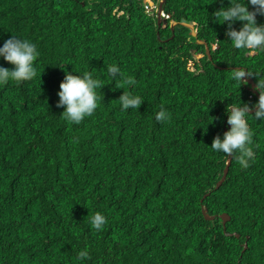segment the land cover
I'll use <instances>...</instances> for the list:
<instances>
[{
	"label": "trees",
	"instance_id": "trees-1",
	"mask_svg": "<svg viewBox=\"0 0 264 264\" xmlns=\"http://www.w3.org/2000/svg\"><path fill=\"white\" fill-rule=\"evenodd\" d=\"M206 2L165 0L170 17L158 26L144 0H0V45L12 33L32 40L42 71L0 85V264H264V121L249 118L250 166L234 154L217 189L228 157L210 148L238 100L232 73L264 74V52L234 49L208 19L219 3ZM182 22H195L197 37ZM73 68L105 83L79 125L56 106ZM127 78L144 100L122 112ZM250 87L240 85L242 102L258 98ZM161 108L170 119L157 122ZM207 111L219 119L204 128ZM97 212L107 218L99 231L90 225Z\"/></svg>",
	"mask_w": 264,
	"mask_h": 264
},
{
	"label": "clouds",
	"instance_id": "clouds-1",
	"mask_svg": "<svg viewBox=\"0 0 264 264\" xmlns=\"http://www.w3.org/2000/svg\"><path fill=\"white\" fill-rule=\"evenodd\" d=\"M161 1L159 0L158 5H154L152 0H144V2H150L149 10H156V14ZM214 2L219 3L220 7L214 9L211 14L208 13V19L211 15L217 23L224 25L225 40L230 42L236 50H247L252 53L264 52V22L257 21L258 16L264 17V0H227L226 3L225 0H207L206 3ZM164 3L165 0L162 4L161 18L166 21L170 15L165 12ZM39 56L40 51L35 42L12 33L0 45V58L12 66L11 68L0 66V85H7L9 82L32 81L37 76L40 79L42 71L38 72L36 66ZM63 64L57 65L63 67ZM106 71L113 81L121 75L119 66L115 64L107 66ZM74 72L76 74L65 71L59 83L56 106L63 108L61 114L66 121L79 125L98 109L100 96L97 90H100L105 83L102 82V73L98 76L90 69L88 71L74 70ZM244 77H253L255 80L254 90L258 91V98L254 102H242L239 97L240 85L247 83V80L242 79ZM232 79L238 84V100H232L224 108L226 123L230 127L222 135L217 134L213 137L210 148L213 152L223 154L225 157L238 154L237 159L240 166L248 168L255 158L253 132L249 118L264 121V74L238 69L232 73ZM124 84L128 85L130 90L123 91L120 95L118 99L120 109L122 112L129 109L137 110L144 98L131 90L136 81L133 78H127ZM116 87L123 88L117 85ZM207 115L210 120L203 126L204 128L219 119L210 116L208 111ZM154 119L157 122L167 121L170 119V114L166 109L161 108L156 112ZM106 222V216L99 212L90 218L91 227L97 231L101 230ZM87 255V252H81L79 258L84 259Z\"/></svg>",
	"mask_w": 264,
	"mask_h": 264
},
{
	"label": "water",
	"instance_id": "water-1",
	"mask_svg": "<svg viewBox=\"0 0 264 264\" xmlns=\"http://www.w3.org/2000/svg\"><path fill=\"white\" fill-rule=\"evenodd\" d=\"M163 2H164V0H162V1L160 2V4H159V6H160V7H159V11H158V13H157L158 26H160L161 21L165 22V20H162V18H161V13H162V11H163V8H162V4H163ZM177 24H178V23L175 22V21H172V22H171V29H172V31H174V28H175V26H176ZM181 25H183V26H185V27H187V28L190 29V35H192V36H194V37H197V27H195V22H192V23H185V22H182ZM197 43H198V44H204V45H205V53H206V54L209 56V58H210V49H209V46H208V44L206 43V41H205V40H198V39H197ZM202 55H203V54H202ZM242 79L247 80V83H249V84L251 85L250 90H252V91H253L255 94H257V96H258V91L254 90V84H255L254 80H253L251 77H244V78H242ZM230 163H231V157H228V160H227V162H226V166H225V168H224V171H223L222 177H221L220 180L216 183L215 189L219 188L220 185L224 182V180H225V178H226V176H227L228 170H229ZM209 194H210V193H206V194L204 195V198H205L206 196H208ZM202 200H203V199H202ZM202 200H201V202H202ZM202 213H203L205 219H207V220H213V219L215 218V215H210V214L208 213V210H207V208H206L205 206H202ZM220 218H221V220H222L223 225H225L226 222H227L228 220H230V216H229L227 213H222V214H220ZM237 236H238V234H237ZM246 247H247V244L245 243V244H244V248H246Z\"/></svg>",
	"mask_w": 264,
	"mask_h": 264
},
{
	"label": "rangeland",
	"instance_id": "rangeland-1",
	"mask_svg": "<svg viewBox=\"0 0 264 264\" xmlns=\"http://www.w3.org/2000/svg\"><path fill=\"white\" fill-rule=\"evenodd\" d=\"M146 1H149V0H146ZM201 56H202V54H200V53L196 55L197 58H199Z\"/></svg>",
	"mask_w": 264,
	"mask_h": 264
}]
</instances>
